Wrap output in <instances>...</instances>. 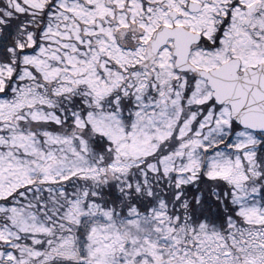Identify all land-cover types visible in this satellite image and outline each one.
Masks as SVG:
<instances>
[{
    "label": "snow or ice",
    "instance_id": "obj_1",
    "mask_svg": "<svg viewBox=\"0 0 264 264\" xmlns=\"http://www.w3.org/2000/svg\"><path fill=\"white\" fill-rule=\"evenodd\" d=\"M0 264H264V0H0Z\"/></svg>",
    "mask_w": 264,
    "mask_h": 264
}]
</instances>
